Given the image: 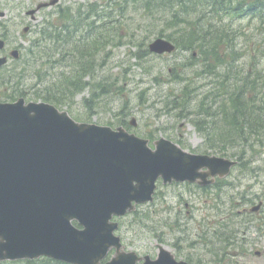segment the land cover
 I'll return each mask as SVG.
<instances>
[{"label":"water","instance_id":"obj_1","mask_svg":"<svg viewBox=\"0 0 264 264\" xmlns=\"http://www.w3.org/2000/svg\"><path fill=\"white\" fill-rule=\"evenodd\" d=\"M173 49L163 38L149 44L157 54ZM11 54L17 57L18 50ZM5 62L0 57V66ZM235 163L187 152L164 138L153 150L122 127L77 122L47 102H0V261L46 256L101 264L114 247L104 264H137L141 257L121 250L113 216L152 201L159 178L209 185ZM143 259L140 264H190L163 247L155 259Z\"/></svg>","mask_w":264,"mask_h":264},{"label":"trees","instance_id":"obj_2","mask_svg":"<svg viewBox=\"0 0 264 264\" xmlns=\"http://www.w3.org/2000/svg\"><path fill=\"white\" fill-rule=\"evenodd\" d=\"M237 1L108 0L105 4H78L76 8L59 6L35 28L36 37L30 39L28 46L18 45L20 58L0 68V89L10 92H0V100L30 96L31 100L46 101L59 108L72 107L76 97L86 92L84 107L88 109L86 113L92 115L99 107L97 103L115 93H124L123 76L108 73L106 63L112 47L124 44L127 36L132 38V35L121 34L122 25L116 27L121 23L114 18L113 11L118 7L121 15L132 6L133 13L155 12L165 25L149 32L147 39L164 36L176 43L177 51L173 54L185 51L195 59L196 51L200 57V64L179 63L175 73L167 71L168 78L164 82L171 85L167 86L161 100L163 112L177 120L188 121L203 137L206 152L242 162L246 154L255 153L256 146L264 145V68L259 70V64H247V68L245 64H232L239 56L233 38L216 33L217 28L203 32L201 27L206 18L223 22L228 17L231 19L228 23L237 24L241 20L234 19L236 14V17L245 16L250 25L257 21L258 29L264 28V0L248 4ZM112 2V11L106 12ZM219 28L223 32L224 23ZM261 32L264 44V29ZM147 41L143 37L136 44L135 57L151 55L146 48ZM130 99L125 101L124 109L130 105ZM127 116L125 112L116 118L126 121ZM147 136L151 138V134ZM225 182L217 180L207 191L217 189L212 198L216 201L215 208L219 204L217 199H222L221 194L225 193ZM231 200L232 214L229 210L225 212L230 222L231 216L238 215L236 202ZM239 201L248 199L242 194ZM222 219L225 220L223 216ZM261 224L264 225V219L258 225ZM226 233L222 227L220 235Z\"/></svg>","mask_w":264,"mask_h":264},{"label":"rangeland","instance_id":"obj_3","mask_svg":"<svg viewBox=\"0 0 264 264\" xmlns=\"http://www.w3.org/2000/svg\"><path fill=\"white\" fill-rule=\"evenodd\" d=\"M40 1L48 0H0V11H4L0 23L7 26L5 30L7 48L11 49L20 43L28 46L30 39L36 37L33 31L42 25L45 17L49 15L48 12L53 9V7L45 8L35 15L34 20H31L25 12ZM58 1L61 6L71 5L76 8L79 3L95 1L107 3L108 0ZM111 8L110 6L106 9V12ZM56 9L58 7L54 10ZM117 9L118 7L114 11V18L121 24H117L116 27L122 25L124 29L121 34L132 35V38L127 36L123 39V45L112 47L111 56L106 64H108V73H119L123 76L124 93H115L97 103L99 107L92 115L87 114L88 109L84 107L83 97L88 96L86 92L76 97L75 105L66 106L70 110L66 107L61 108L68 110L76 120L99 125L112 124V126L117 124L116 116L120 117L126 112L129 122L135 120L133 129H137L140 135H145L144 132L154 133L157 138L163 136L173 142L181 138L185 149L212 154L209 150L205 151L203 137L188 121L177 120L165 114L162 109L161 100L167 93L169 88L167 86L171 85L164 82L168 76L167 71L175 73L177 67L181 65L179 63L200 64L199 55L195 51L193 53L195 59H192L191 54L184 51L161 56L155 54L143 56L140 53L142 58L135 57L134 45L143 37L148 40L145 36L160 28L161 20L155 12L133 13L132 6H128L124 10L126 12L121 15ZM208 19L206 18L202 23L203 32L217 28L216 33L219 32L221 36L223 33L233 38L239 56L232 64H245V68L247 64H259V70L264 68V44H262L263 32H261L264 28L258 29L257 21H253L250 25L247 23L248 19L241 20L237 24L228 23L231 20L228 17L223 22ZM221 23H224L223 32L219 28ZM26 25L29 28L24 30ZM169 32L174 31L170 29ZM99 62L97 60V63ZM0 92L3 91L0 89ZM3 93L10 92L6 90ZM30 98L32 97H25L26 101H30ZM128 98L132 100L130 99V105L124 109L123 105ZM150 145L152 146V142ZM254 150V154L250 152L246 154L245 160L237 162L231 174L224 179L225 193L221 194L222 199H217L219 201L217 208L213 206L216 201L212 200L217 189L213 188L206 192L191 184L164 187L159 183L158 194L154 201L138 206L137 213L130 214L121 221L119 234L131 246L129 249H136L141 255L148 254L155 258L158 247L164 246L177 258L187 259L181 252L191 253V256L195 257L192 259V264H264V229H257L264 227L262 224V226L258 225L263 223L264 219V145L256 146ZM242 194H245L248 201H239ZM231 199L236 202L234 206L238 215L231 216L233 220L230 222V217L225 215V212L228 213L229 210L232 214ZM221 216L225 218L224 221L221 220ZM222 227L227 231L224 237L220 235Z\"/></svg>","mask_w":264,"mask_h":264},{"label":"flooded vegetation","instance_id":"obj_4","mask_svg":"<svg viewBox=\"0 0 264 264\" xmlns=\"http://www.w3.org/2000/svg\"><path fill=\"white\" fill-rule=\"evenodd\" d=\"M26 14H27V12H26ZM9 51H10V49L9 48H4L1 52H0V54H2V55H6V56H9ZM173 222H175V220H173ZM165 224H166V222H165ZM121 240H122V237H121ZM123 242V241H122ZM124 244V243H123ZM127 246H129L128 244H126ZM130 247V246H129ZM129 247H127L128 249H129ZM182 253V255L183 256H185L187 259H194L195 257H193V256H191V253H183V252H181ZM177 258V257H176ZM178 259H180V258H178ZM6 262L7 261H1L0 262V264H6ZM22 262H19L18 264H21Z\"/></svg>","mask_w":264,"mask_h":264}]
</instances>
